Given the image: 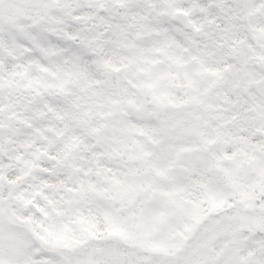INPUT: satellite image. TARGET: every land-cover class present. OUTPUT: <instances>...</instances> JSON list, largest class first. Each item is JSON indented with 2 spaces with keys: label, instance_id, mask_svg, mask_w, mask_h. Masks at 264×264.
Here are the masks:
<instances>
[{
  "label": "snow or ice",
  "instance_id": "obj_1",
  "mask_svg": "<svg viewBox=\"0 0 264 264\" xmlns=\"http://www.w3.org/2000/svg\"><path fill=\"white\" fill-rule=\"evenodd\" d=\"M0 264H264V0H0Z\"/></svg>",
  "mask_w": 264,
  "mask_h": 264
}]
</instances>
